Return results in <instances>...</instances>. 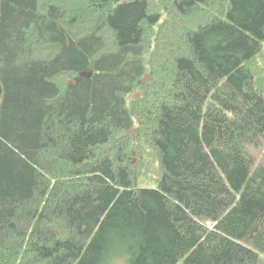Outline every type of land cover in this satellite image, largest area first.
<instances>
[{
  "label": "trees",
  "instance_id": "16d2710c",
  "mask_svg": "<svg viewBox=\"0 0 264 264\" xmlns=\"http://www.w3.org/2000/svg\"><path fill=\"white\" fill-rule=\"evenodd\" d=\"M263 52L264 0H0V264H264Z\"/></svg>",
  "mask_w": 264,
  "mask_h": 264
},
{
  "label": "rangeland",
  "instance_id": "374dc122",
  "mask_svg": "<svg viewBox=\"0 0 264 264\" xmlns=\"http://www.w3.org/2000/svg\"><path fill=\"white\" fill-rule=\"evenodd\" d=\"M263 61H264V52H263ZM149 78L147 82H144L145 85L149 84L152 80L151 75H147ZM146 78V77H145ZM140 94V98H142V92H138ZM140 98L136 99L139 100ZM135 134V131H132V135ZM250 153L254 160V166L258 167L264 164V140L263 142L258 145L257 147H250ZM137 163V160H135L134 164Z\"/></svg>",
  "mask_w": 264,
  "mask_h": 264
},
{
  "label": "water",
  "instance_id": "95a60500",
  "mask_svg": "<svg viewBox=\"0 0 264 264\" xmlns=\"http://www.w3.org/2000/svg\"><path fill=\"white\" fill-rule=\"evenodd\" d=\"M92 77H93V72H90V73H86V72H84V73H81V74H80V77L78 78L77 81H80L81 78H92ZM148 79H149V78L146 76L144 82H147ZM138 98H140V94H139V93H137V94H135L134 96L131 97V99H138Z\"/></svg>",
  "mask_w": 264,
  "mask_h": 264
}]
</instances>
